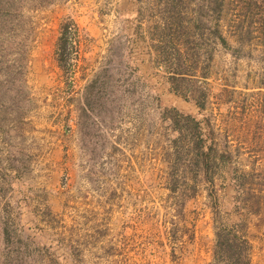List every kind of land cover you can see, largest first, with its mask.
<instances>
[{"label":"rangeland","instance_id":"rangeland-1","mask_svg":"<svg viewBox=\"0 0 264 264\" xmlns=\"http://www.w3.org/2000/svg\"><path fill=\"white\" fill-rule=\"evenodd\" d=\"M151 7L152 0H36L22 10L23 28L0 33V264H213L216 221L236 220L227 169L215 178L216 209L199 183L184 231L175 244L167 236L162 152L173 134L160 116L169 107L196 111L169 90L147 49ZM261 11L253 8L254 22ZM65 20L77 36L62 71L54 53ZM206 46L207 112L219 142L238 146L244 160L263 156L260 46L244 39L234 54ZM97 76L77 122V102ZM245 223L251 264H264V208Z\"/></svg>","mask_w":264,"mask_h":264},{"label":"trees","instance_id":"trees-1","mask_svg":"<svg viewBox=\"0 0 264 264\" xmlns=\"http://www.w3.org/2000/svg\"><path fill=\"white\" fill-rule=\"evenodd\" d=\"M31 1L36 0H0V33L11 35L23 28L22 10ZM232 5L235 7L230 8ZM253 8L262 9L261 18L255 22ZM150 10L147 27L150 44L147 49L165 75L169 90L191 103L196 111L191 114L169 107L164 108L160 116L173 134L167 149L162 152L164 187L167 198L171 199L169 209L172 211L168 240L173 244L177 242V233L185 227L180 223L185 206L195 198L199 183L203 182L209 188L208 196L216 209L215 178L223 167L227 169L233 193L230 215L236 220L216 221L211 259L213 264H251L245 218L259 214L264 208V155L244 160L238 146H231L225 140L219 142V135L207 112L213 55L206 42L210 40L212 45L234 54L244 39L247 43L255 40L261 49L259 81L260 88L264 89V0H152ZM229 14L231 18H228ZM227 33L236 47L231 45ZM136 35L140 40L138 43L144 42L141 32ZM76 36L73 23L63 21L54 53L62 71L67 69L70 44ZM97 80L98 76L86 86L77 102V122L86 115V107L92 98L90 90ZM258 128L263 129V126ZM214 213L218 212L214 210ZM4 239L8 242L7 232ZM174 252V246H170L172 259Z\"/></svg>","mask_w":264,"mask_h":264}]
</instances>
